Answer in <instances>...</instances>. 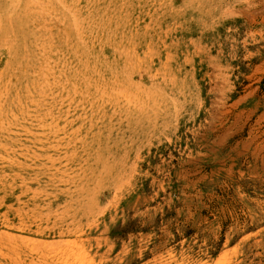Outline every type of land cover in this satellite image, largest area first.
Returning <instances> with one entry per match:
<instances>
[{
	"label": "rangeland",
	"instance_id": "374dc122",
	"mask_svg": "<svg viewBox=\"0 0 264 264\" xmlns=\"http://www.w3.org/2000/svg\"><path fill=\"white\" fill-rule=\"evenodd\" d=\"M0 264H264V0H0Z\"/></svg>",
	"mask_w": 264,
	"mask_h": 264
},
{
	"label": "trees",
	"instance_id": "16d2710c",
	"mask_svg": "<svg viewBox=\"0 0 264 264\" xmlns=\"http://www.w3.org/2000/svg\"><path fill=\"white\" fill-rule=\"evenodd\" d=\"M232 193V192H231ZM231 194H226L225 196H229ZM229 219V218H228ZM229 224H224L223 226V230L221 231V234H220V237H219V240L214 243V244H210V246L212 248H214V250H211L210 251V255L211 257H215L217 255V253L220 251L221 247H222V244L225 240V232L227 230V228L231 225V221H228ZM236 227L239 228V230L242 232L240 233L239 231V234L237 235H234L230 241H229V246H232L234 245L238 239L243 236L244 234H247V233H250V232H254L257 230V228L259 227L258 225H256L255 223H253L252 225L249 224V222L246 223V225H244L243 223H240L238 224ZM190 233H187L186 236H189Z\"/></svg>",
	"mask_w": 264,
	"mask_h": 264
}]
</instances>
